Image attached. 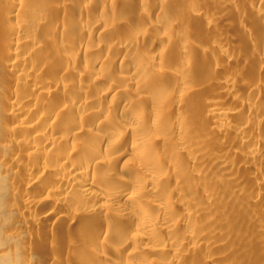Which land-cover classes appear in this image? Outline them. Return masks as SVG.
<instances>
[{"label": "bare ground", "instance_id": "6f19581e", "mask_svg": "<svg viewBox=\"0 0 264 264\" xmlns=\"http://www.w3.org/2000/svg\"><path fill=\"white\" fill-rule=\"evenodd\" d=\"M0 264H264V0H0Z\"/></svg>", "mask_w": 264, "mask_h": 264}]
</instances>
